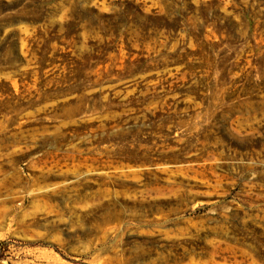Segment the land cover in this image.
I'll list each match as a JSON object with an SVG mask.
<instances>
[{
	"label": "rangeland",
	"instance_id": "374dc122",
	"mask_svg": "<svg viewBox=\"0 0 264 264\" xmlns=\"http://www.w3.org/2000/svg\"><path fill=\"white\" fill-rule=\"evenodd\" d=\"M0 264H264V0H0Z\"/></svg>",
	"mask_w": 264,
	"mask_h": 264
}]
</instances>
